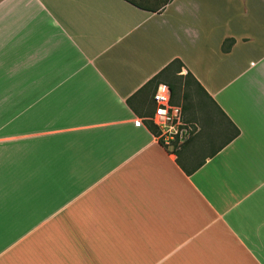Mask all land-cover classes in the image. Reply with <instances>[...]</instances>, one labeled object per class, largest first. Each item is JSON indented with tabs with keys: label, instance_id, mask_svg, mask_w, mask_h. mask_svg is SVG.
<instances>
[{
	"label": "crops",
	"instance_id": "crops-1",
	"mask_svg": "<svg viewBox=\"0 0 264 264\" xmlns=\"http://www.w3.org/2000/svg\"><path fill=\"white\" fill-rule=\"evenodd\" d=\"M133 3L0 0V264H264V0ZM176 59L205 94L172 148Z\"/></svg>",
	"mask_w": 264,
	"mask_h": 264
},
{
	"label": "built area",
	"instance_id": "built-area-1",
	"mask_svg": "<svg viewBox=\"0 0 264 264\" xmlns=\"http://www.w3.org/2000/svg\"><path fill=\"white\" fill-rule=\"evenodd\" d=\"M153 112L145 120L156 129L154 137L165 147L180 146L195 133L196 127L183 119L182 107L172 104L170 90L165 83L157 85L152 96ZM143 119L134 120L135 127L143 126Z\"/></svg>",
	"mask_w": 264,
	"mask_h": 264
},
{
	"label": "trees",
	"instance_id": "trees-1",
	"mask_svg": "<svg viewBox=\"0 0 264 264\" xmlns=\"http://www.w3.org/2000/svg\"><path fill=\"white\" fill-rule=\"evenodd\" d=\"M171 0H166L159 8H147L139 3H133L139 8L146 9L150 12H160L161 9L167 5ZM234 43L232 39L224 40L222 44V51L228 52ZM183 64L179 60L172 61L167 67H165L161 72H159L154 78H152L147 85L153 86L155 89L158 84L166 82L170 90V100L172 104L182 101V110L187 109V105L189 104V100L199 98V92L205 94L204 90L200 86V84L196 81V79L192 76V74L187 71L184 75L180 74ZM155 92V91H154ZM153 133H156V129L152 128ZM236 134H238V130H236ZM177 147L175 144L172 148ZM193 170L186 171L187 174H191Z\"/></svg>",
	"mask_w": 264,
	"mask_h": 264
},
{
	"label": "rangeland",
	"instance_id": "rangeland-1",
	"mask_svg": "<svg viewBox=\"0 0 264 264\" xmlns=\"http://www.w3.org/2000/svg\"><path fill=\"white\" fill-rule=\"evenodd\" d=\"M138 3L144 4L147 6H152L153 8H158L160 7L166 0H137ZM192 100H189L191 102ZM179 103V100L176 102ZM192 103H189L188 107L191 106ZM193 106V105H192Z\"/></svg>",
	"mask_w": 264,
	"mask_h": 264
}]
</instances>
